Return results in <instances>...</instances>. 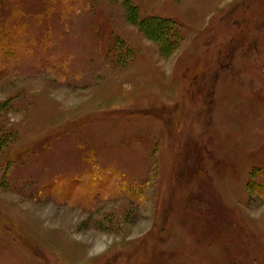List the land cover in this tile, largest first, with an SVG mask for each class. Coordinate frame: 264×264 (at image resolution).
<instances>
[{
    "label": "rangeland",
    "instance_id": "1",
    "mask_svg": "<svg viewBox=\"0 0 264 264\" xmlns=\"http://www.w3.org/2000/svg\"><path fill=\"white\" fill-rule=\"evenodd\" d=\"M0 264H264V0H0Z\"/></svg>",
    "mask_w": 264,
    "mask_h": 264
},
{
    "label": "trees",
    "instance_id": "2",
    "mask_svg": "<svg viewBox=\"0 0 264 264\" xmlns=\"http://www.w3.org/2000/svg\"><path fill=\"white\" fill-rule=\"evenodd\" d=\"M174 25L173 20L169 18H162L157 16H148L140 20V29L144 35L150 39H154L159 47L162 54H167L168 46V31L171 29V26ZM202 173V171H199Z\"/></svg>",
    "mask_w": 264,
    "mask_h": 264
}]
</instances>
